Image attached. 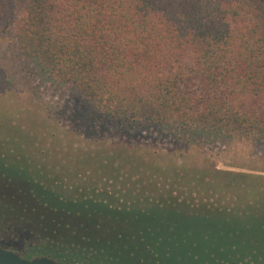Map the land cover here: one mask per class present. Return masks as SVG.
<instances>
[{"label":"trees","instance_id":"trees-1","mask_svg":"<svg viewBox=\"0 0 264 264\" xmlns=\"http://www.w3.org/2000/svg\"><path fill=\"white\" fill-rule=\"evenodd\" d=\"M2 25L49 77L113 121L175 124L264 144V0H0ZM260 160L253 173H240L254 189L246 201L212 214L243 218L222 226L211 219L204 230L256 258L264 254ZM131 161L140 169L144 163L141 157ZM153 162L156 173L169 170ZM173 165L171 189L211 186L220 175H212L203 158ZM156 173L152 181L159 180ZM183 200L172 193L156 201ZM180 217L173 219L180 220L176 229L205 236L198 219ZM246 219L253 225L243 229Z\"/></svg>","mask_w":264,"mask_h":264},{"label":"rangeland","instance_id":"rangeland-1","mask_svg":"<svg viewBox=\"0 0 264 264\" xmlns=\"http://www.w3.org/2000/svg\"><path fill=\"white\" fill-rule=\"evenodd\" d=\"M4 27L0 28V182L28 180L59 201L137 203L131 205L137 210L172 193L216 208H234L254 191L242 182L240 173L251 174L260 166L264 144L186 132L175 124L113 121L83 103L75 90L49 77L19 47L14 31ZM132 157L143 158L141 169ZM198 158L208 162L212 175L220 172L214 184L171 189L172 167L178 170L173 164L183 166L186 159ZM153 159L160 169L169 170L156 173ZM154 173L158 181L151 180ZM201 218L204 223L210 219ZM224 219L216 222L235 223Z\"/></svg>","mask_w":264,"mask_h":264},{"label":"flooded vegetation","instance_id":"flooded-vegetation-1","mask_svg":"<svg viewBox=\"0 0 264 264\" xmlns=\"http://www.w3.org/2000/svg\"><path fill=\"white\" fill-rule=\"evenodd\" d=\"M147 202L156 209L137 210L131 206L137 203L112 201H52L50 192L39 184L0 182V249L29 263L264 264V254L256 258V254L231 249L209 230H199L203 238H197L193 230L176 229L172 222L166 230L158 228L160 224L134 225V230H128L126 222L169 220L165 211L181 220L226 217L212 216L223 208L204 201ZM115 222L124 228L116 229Z\"/></svg>","mask_w":264,"mask_h":264},{"label":"water","instance_id":"water-1","mask_svg":"<svg viewBox=\"0 0 264 264\" xmlns=\"http://www.w3.org/2000/svg\"><path fill=\"white\" fill-rule=\"evenodd\" d=\"M21 182V181H20ZM52 201H58V199L56 198V197H54V196H52ZM262 201H264V198H263V200ZM167 215H168V219L169 220H159V222H157L158 220H148V221H140L139 223H136V222H134L133 224L134 225H136V224H139V225H143V226H146V225H149V226H152V225H154V224H160V226L158 227V228H160L161 230H166L167 229V225H168V223L170 222H172L173 224H175L177 221H180V220H172V219H174L175 217V215H174V213H172V212H169V213H167ZM194 221V219L192 220V222ZM198 222H200V225H199V227H198V229L199 230H206L207 229V227H206V223H204V221H201V220H197V223ZM208 222V221H207ZM243 222H246L247 224L249 223V222H251L248 226H252L253 225V221H250V220H244ZM240 223V225L242 224V226H243V229L244 228H248V226H247V224L246 223ZM116 223V229H119V228H121V226L120 225H118V222H115ZM127 224H130V226H131V223L132 222H126ZM133 224H132V226H133ZM260 224V223H259ZM195 225V224H194ZM193 225V227L194 228H196L195 226ZM235 225V224H234ZM239 225V226H240ZM128 227V229H129V226H127ZM228 227H230V226H228ZM135 228V227H134ZM145 228V227H144ZM183 229V226L181 225V226H179V229ZM130 229H131V227H130ZM132 229H133V227H132ZM236 229V228H235ZM191 230H193V229H191ZM0 264H52V263H49V262H46V261H37V262H35V263H29V262H27V261H24V260H21L18 256H16V255H14L13 253H10V252H7V251H4V250H1L0 249Z\"/></svg>","mask_w":264,"mask_h":264}]
</instances>
